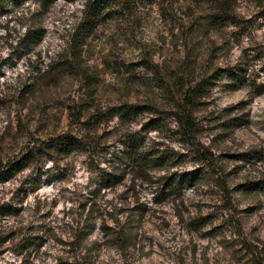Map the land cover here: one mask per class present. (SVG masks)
Here are the masks:
<instances>
[{
  "label": "rangeland",
  "instance_id": "rangeland-1",
  "mask_svg": "<svg viewBox=\"0 0 264 264\" xmlns=\"http://www.w3.org/2000/svg\"><path fill=\"white\" fill-rule=\"evenodd\" d=\"M83 2L56 0L44 7L36 0H8L0 6V18H7L0 24L5 33L0 36V48L11 50L9 57L0 59V78L6 79L7 71L28 69L20 73L16 84L0 86V113L7 121L0 135V168L16 159L27 144L84 133L70 111L86 121L92 113H103L105 103L111 109L115 99L117 105L137 104L152 110L120 118L111 130L113 117L99 114L86 151L106 156V142L114 137L116 143L123 142L124 133L136 134L130 126L139 123L137 136L148 143L163 142L178 153L177 163L151 171V180H160L157 173L163 172L182 175V182L162 192L163 179L161 184L134 179L132 172L123 170L120 156L115 157L111 172L99 170L103 183L94 190V199L65 213L73 216V224L65 221L61 228L54 213L57 201L40 200V192L70 181L73 165H60L86 151L36 156L0 180V258L11 252L5 264H42L53 258L56 264H115L116 256L124 264L144 260L148 264L169 260L174 264H253L244 251L251 247L264 264V20L259 17L264 0L260 6L237 0V26L219 27L210 20L198 25L201 5L191 0H144L117 6L82 48L77 61L82 72L76 62L69 69L61 64L69 54V39L81 16L78 5ZM27 27L43 30L39 43L19 42ZM236 48L242 54L233 63ZM42 69L46 71L33 75ZM109 76L116 83H109ZM202 80L208 81L207 88L194 106L195 129L187 137L175 125L173 105L190 85ZM154 118L162 121L160 135L148 130ZM204 153L212 161L201 160ZM45 157L57 161L47 180L36 174L22 175L28 168L43 173ZM92 167L98 165L93 162ZM192 172L199 177L191 180ZM120 187L126 189L119 194L125 207L108 212L103 203L105 189L115 193ZM144 192L151 195L150 203L141 201ZM29 195L37 197L36 207L24 225ZM44 207L48 210L41 211ZM125 213L126 222L120 226L130 227L129 246L113 243L114 238L104 232H111L109 227L103 230L101 226L99 239L90 242L97 234L95 219L107 226L108 220ZM8 221L21 226L14 228ZM85 222L93 228H87L82 245L65 239ZM57 245L62 255L56 254ZM105 255L108 260L102 259Z\"/></svg>",
  "mask_w": 264,
  "mask_h": 264
},
{
  "label": "trees",
  "instance_id": "trees-1",
  "mask_svg": "<svg viewBox=\"0 0 264 264\" xmlns=\"http://www.w3.org/2000/svg\"><path fill=\"white\" fill-rule=\"evenodd\" d=\"M8 0H0V6ZM40 6H49L56 0H36ZM137 1L144 0H84L83 7L81 9V16L79 21L76 23L72 33L71 38L68 43V56H65V59L62 61V67L65 69L75 68L73 64L76 62L77 66H79L78 70H82V67L78 61V58H81V50L87 42V39L90 37L95 28L107 18L110 14V10L115 9V7H129L132 3H136ZM153 2L155 0H147ZM244 1V0H243ZM250 2H254L255 5L261 4L263 0H248ZM192 3H196L201 5L199 9L200 15L197 17L196 23L200 25L202 21L207 22L211 21L212 24L219 27L220 25H234L237 26V0H191ZM260 18L264 20V10L260 11ZM43 34V30L38 27V29H34L33 27L25 28L23 35L19 37V42L26 41V44L35 45L39 43ZM80 61V60H79ZM74 62V63H73ZM49 69V67L47 68ZM50 67L49 70H51ZM47 70V71H49ZM206 80H202L190 85L179 98L178 101L173 105L174 111V121L175 125L178 128H181V132L183 135L187 137H191L194 133L195 124L193 119V110L194 106L198 104L200 98L204 95V91L207 88ZM111 110V111H110ZM145 110H152L148 106L137 105V104H120L115 107H112L108 111H97L96 113H92L86 117V121H81V117L77 116L76 113L70 111V117L74 120L75 123H80L84 128V133H80L79 135H58L54 137L47 138L45 140H39L38 145L34 144L33 146L27 144L20 155L8 162L5 167L0 168V180L6 179L11 176L16 170H19L22 164L27 163L28 160L38 156V159L42 158L46 154H50V152H56L57 154H69L71 150H87L86 145L91 143L92 138L89 137L90 133L98 124L99 114L103 116H107L106 118L113 117L115 115H119L121 119L126 117L136 116ZM156 113H160L159 110H155ZM107 113V114H106ZM152 125L148 130H155L159 135L162 131V121L160 119L154 118L152 121ZM139 134V132H135ZM136 134L126 135L124 133V139L121 143H126L128 147V151L121 153L120 163L123 165V170L128 171L126 173L132 172L134 174V179H140L144 182L160 183L162 182L163 186H161L160 191L167 192L174 190L178 184L182 182V175L176 177V173L168 174V175H160V180L154 179L151 180V171L153 170H162L169 169L171 166L176 164L174 161L178 156V153L174 152L171 147H168L163 142L153 141L151 143L145 142L140 136ZM140 135V134H139ZM198 152V151H197ZM203 154V153H202ZM201 160L210 162L212 161V157L207 156L205 153L202 156ZM199 175H196L195 172L191 173V180L194 178H198ZM187 178V177H186ZM168 194V193H167ZM128 221V220H127ZM115 222L118 225V228H112L109 224L106 226L104 222L101 224V228L109 227L111 232H107L104 229V232L111 237H113L115 244H119V246L126 248L128 245V241L130 239L131 230L130 227H126L123 225L120 226V221L116 218ZM126 222V220H125ZM88 223L85 222L82 225L81 229L73 235V243L82 245L86 238V232L93 228V225L89 226ZM89 226V227H88ZM87 228H89L87 230ZM72 244V243H71ZM244 251L247 252L246 256H249L250 260H252L253 264H260L259 257L256 252L251 247H245ZM81 260L84 257H80Z\"/></svg>",
  "mask_w": 264,
  "mask_h": 264
},
{
  "label": "clouds",
  "instance_id": "clouds-1",
  "mask_svg": "<svg viewBox=\"0 0 264 264\" xmlns=\"http://www.w3.org/2000/svg\"><path fill=\"white\" fill-rule=\"evenodd\" d=\"M35 7V6H34ZM78 7L82 8L83 5H78ZM244 15H249V13L245 12ZM7 18H0V24H3ZM51 27V25H49ZM237 29L233 28V31H236ZM262 33H264V30H262ZM4 30L0 29V36H3ZM21 35H23V30L21 31ZM61 45L64 44L63 41L59 42ZM2 44V42H0ZM66 46V45H64ZM60 48H56L55 51H60ZM11 50L7 47L0 48V59L7 58L10 55ZM241 49L236 48L234 50V54L232 57V62L235 63L237 59L241 56ZM36 58L33 57V60ZM27 68H20L16 72L7 71V76L5 78H0V86L4 85L5 83L8 84H16L18 81V77L20 73L27 72ZM40 71H46V69L37 70L33 73V75H38ZM109 83H116L114 76L108 77ZM118 104V101L113 99L112 106L115 107ZM224 105H221L223 107ZM102 110L107 111L108 110V104L105 103L102 105ZM7 121L4 119V114L0 113V135H3L5 131V124ZM120 123V117L119 115L113 116L110 125L109 130H111L112 126H115ZM141 128V124H132L130 126V130L133 132L139 131ZM62 131L66 130L62 126ZM255 131V129H253ZM153 138H156L157 133L153 132L151 133ZM264 135V134H261ZM207 143V141H205ZM106 146H108V152L107 155L104 157H97L94 156L91 152H83L79 154L78 156H74L72 158H69V160H66L63 164L60 165V167H65L68 163H71L73 165L72 170V178L68 182L64 183H57L53 184L52 186L43 187L40 192V200L42 201H48L49 204L51 201L55 200L57 201V205L54 209L55 216L59 219L56 220V223L60 225L61 228H63V223L66 221L67 224L72 225L73 224V216L68 215L65 216V213H68L70 210L76 209L78 207L79 203H85L88 200L94 199V190L101 187L103 183V178L100 176V169H104L108 172H111L113 170V165L116 163L115 157H119L121 153H124L128 151V145L126 143H116L115 137L113 139H110L106 142ZM95 162L98 165V168H93L92 164ZM41 167L44 169L43 173H38L33 168L25 169L23 176H28L30 174H36L40 176L41 180H47L49 178L48 172L49 170H53L57 167V161L56 159H48L45 157V159L41 163ZM166 173H157V175H165ZM95 181V182H93ZM13 185H10L12 187ZM63 190V191H62ZM126 191L124 187H120L116 189L115 193H110L107 189H105L106 192V201L103 203L105 204V208L108 212H112L113 208H123L125 207L122 200L119 198V194H122ZM151 195H149L148 192H144V194L141 196V201L143 202H151ZM36 200L37 197L33 195H29L27 201L25 202L28 206V211H26L24 215V221L23 224L27 225L29 223V220L32 217V209L36 207ZM71 201V202H70ZM108 202H111L112 206H109ZM91 207V205H89ZM48 208L44 207L41 209V211H47ZM127 217V213L119 215L117 219L123 223L125 222ZM6 223L11 224L12 227H20L21 225L16 224L14 221H8ZM102 221L100 219H95V225H96V235H92L90 237L91 241H97L99 239V232H100V226ZM108 224L112 228H118L117 223L114 220H108ZM66 240H73V236L70 234L65 235ZM206 243V242H205ZM61 248L60 245H57V253L58 255H62L63 253L59 251ZM217 252L222 251V249L217 248ZM12 257L11 252H7L3 258H0V264H5L7 260H9ZM102 259L108 260L109 257L105 255ZM16 264H20L19 261L16 262ZM42 264H56V260L49 259L47 261L42 262ZM115 264H124V261L119 257L116 256L115 258ZM132 264H140V262L133 261ZM142 264H148L147 260H144ZM165 264H174L173 261H166Z\"/></svg>",
  "mask_w": 264,
  "mask_h": 264
}]
</instances>
